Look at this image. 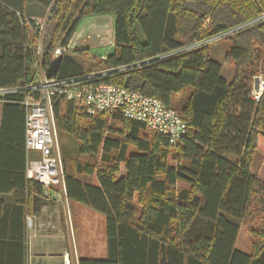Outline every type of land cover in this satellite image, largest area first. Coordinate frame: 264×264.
I'll return each instance as SVG.
<instances>
[{"label":"trees","instance_id":"trees-1","mask_svg":"<svg viewBox=\"0 0 264 264\" xmlns=\"http://www.w3.org/2000/svg\"><path fill=\"white\" fill-rule=\"evenodd\" d=\"M29 4L50 10L45 66L83 20L114 16L113 52L95 69L134 67L100 82L160 100L187 123L172 149L119 112L88 116L53 98L58 136L78 144L75 157H62L65 196L105 219L106 258L78 264H264V182L251 173L264 138V20L253 22L264 0H0V89L32 81L37 37L26 25ZM224 34L229 81L209 44H200ZM82 53H62L56 77L91 73L75 57ZM183 93L186 100L176 101ZM22 96L1 97L4 118H24ZM241 229L252 239L249 254L235 248Z\"/></svg>","mask_w":264,"mask_h":264},{"label":"built area","instance_id":"built-area-1","mask_svg":"<svg viewBox=\"0 0 264 264\" xmlns=\"http://www.w3.org/2000/svg\"><path fill=\"white\" fill-rule=\"evenodd\" d=\"M260 20H264V14L253 22ZM28 21H31L40 35L44 33L45 23L42 25L41 22L46 21L26 18V23ZM243 27H238L228 33ZM200 44H207V41ZM200 44H195L193 47ZM38 45L34 52L32 66L35 73L32 81L15 87L1 88L0 99L5 95H23L20 105L24 110L25 150L28 153H35L34 158L28 162L26 175L29 179L41 184L45 194L49 192L52 185L60 182L65 194L64 176L52 110V102L55 97H61L75 105H80L88 116L97 114L110 116L119 112L126 119L142 123L149 133L166 137L171 148L175 149L178 146L186 133L187 123L177 111L165 107L160 100L146 97L139 92L128 91L117 84L100 82V79L106 75L122 73L134 66L91 72L78 78L55 76L48 79L46 77L47 66L43 64L42 45ZM69 48V44L66 47L56 48L52 53V60L62 53H66ZM180 51L182 50L155 58L164 59ZM257 98L258 95L255 99ZM3 102L0 100V103L3 104Z\"/></svg>","mask_w":264,"mask_h":264},{"label":"crops","instance_id":"crops-1","mask_svg":"<svg viewBox=\"0 0 264 264\" xmlns=\"http://www.w3.org/2000/svg\"><path fill=\"white\" fill-rule=\"evenodd\" d=\"M26 8L27 19L41 15L38 5ZM34 156L25 150L24 118H4L0 103V264H78L82 258L73 242L75 203L67 200L61 185H52L47 194L43 188L41 193L35 190L36 182L26 175Z\"/></svg>","mask_w":264,"mask_h":264},{"label":"rangeland","instance_id":"rangeland-1","mask_svg":"<svg viewBox=\"0 0 264 264\" xmlns=\"http://www.w3.org/2000/svg\"><path fill=\"white\" fill-rule=\"evenodd\" d=\"M24 11L26 15L29 14L27 8ZM38 12L39 13L37 14L41 15L35 20L46 21L41 22L42 25L45 23L44 33L42 35L38 33L39 31L35 30L31 21L26 23L28 32L33 37H37L33 46V53L38 48V44L42 45L44 52L53 29V25L49 22L48 18L50 10H47L46 12L38 10ZM113 21L114 16L85 19L76 31L74 41L70 44L71 46L66 53L75 55L76 50L80 51V49H83L84 53L75 57L83 63L85 71L94 69L91 71L99 72L101 69H95V66L100 62V60L104 59L113 52ZM222 38L223 36L207 41V44H209L211 50L212 60L221 65V76L224 80L229 81L233 73L232 65L227 60L229 41ZM261 91L262 78L258 77V91H254V99ZM188 94L189 93H183L178 95L175 97V100L180 102L183 100L185 101ZM146 132L149 134L147 130ZM57 143L59 146L61 165L64 154H69L70 157H75V154L78 151V144L73 139H70L68 136L59 137L57 134ZM135 153V149L131 148L129 154ZM251 173L260 181L264 182V138H260L258 140V147L252 160ZM60 184L61 182L57 183L58 186ZM72 210L74 212V224L72 223V225L75 226V240H73V242L78 246L80 258L102 260L103 256L106 254V228L104 216L79 204H75L72 207ZM251 242L252 239L248 233H246L245 230H241L238 239L239 247L235 246V248L242 253L249 254L251 250Z\"/></svg>","mask_w":264,"mask_h":264},{"label":"water","instance_id":"water-1","mask_svg":"<svg viewBox=\"0 0 264 264\" xmlns=\"http://www.w3.org/2000/svg\"><path fill=\"white\" fill-rule=\"evenodd\" d=\"M61 60H62V56L60 55L54 58L52 61H50V63L48 64L46 68V77L48 79L53 78L57 75L59 68H60ZM30 65L31 63L28 62L27 66L30 67ZM30 72H31L30 78L32 79L34 77L35 69L31 67ZM253 87L255 91H258V78L254 79Z\"/></svg>","mask_w":264,"mask_h":264}]
</instances>
